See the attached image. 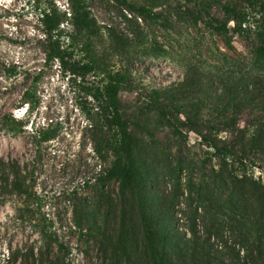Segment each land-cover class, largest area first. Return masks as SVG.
<instances>
[{
    "label": "rangeland",
    "instance_id": "rangeland-1",
    "mask_svg": "<svg viewBox=\"0 0 264 264\" xmlns=\"http://www.w3.org/2000/svg\"><path fill=\"white\" fill-rule=\"evenodd\" d=\"M70 4L0 0V121L10 114L28 121L18 133L0 126V264H155L153 246L174 255L181 238L194 234L213 264H239L243 237L232 219L245 220L244 203L192 128L203 123L219 140L234 139L226 102L239 87L264 79V61L256 56L264 0H86L101 32L100 61L127 76L119 96L134 138L130 179L104 182L97 180L105 164L94 152L91 125L102 124L91 91L103 75L85 70L88 56L77 44L79 72L46 63L40 41L45 10L70 17ZM225 4L247 14L244 27L255 26L250 33L225 13ZM186 81L193 92L175 91ZM29 88L36 91L33 110L23 103ZM252 97L236 119L250 132L264 122V97ZM43 131L57 136L41 141ZM228 164L225 170L264 185V147L244 163ZM16 176L27 193L13 191Z\"/></svg>",
    "mask_w": 264,
    "mask_h": 264
},
{
    "label": "trees",
    "instance_id": "trees-1",
    "mask_svg": "<svg viewBox=\"0 0 264 264\" xmlns=\"http://www.w3.org/2000/svg\"><path fill=\"white\" fill-rule=\"evenodd\" d=\"M248 1L256 2L259 0ZM70 3V17L67 12H61L58 9H47L44 12L42 19L44 30L40 41L44 46L46 63L59 62L61 67H67L74 73L79 72L80 61L72 56V51L75 44H77L80 51H85L88 56V62L84 64L85 70L103 75L102 86H97L91 91L94 100L97 102L99 119L102 122L100 124L94 119L91 124L96 131V135L92 138L94 152L105 164L98 172L97 180L104 182L116 178L130 179L131 169L129 163L134 160V138L128 123L123 118L122 102L119 96L121 87L127 81V76L120 71L111 69L100 61L96 42L101 37V32L86 5V0H70ZM224 10L230 18L237 20L240 30L250 33L252 28L255 27L251 23L244 27L245 22L249 21L248 16L236 5L225 4ZM68 20H70L71 27L65 28L63 23ZM219 29L227 35L226 25L221 24ZM256 56L259 60L264 61V34L260 36V45L256 50ZM40 78L39 75L36 77V83ZM194 88L193 84L186 81L175 91L184 90L190 93L193 92ZM34 90L29 88L24 93L23 103L27 104L26 110H33L36 107V91ZM254 94L263 95L264 97V79L256 78L251 84L239 87L236 90V95L226 102L231 110L226 114L227 120L225 123L232 129L234 135L232 141L219 140L213 135L212 131L205 132L203 128L208 127L206 124H197L198 122H194V124L192 119L187 117L188 121L194 125L192 129L202 137L207 146L212 148L219 158L224 169L222 174H225L223 180H225L228 189L232 195L239 197V201L241 199L242 204L244 203L245 207L241 206L240 208L245 211L243 214L245 220H237L235 217L232 219L236 224L235 227L240 228L243 237L242 249L244 255H240L241 250L235 252L239 264H264V185L247 174L239 175L235 169L232 171L225 170V167L227 168L229 165V159L237 158L238 161L244 163L249 153L260 151L264 147V122H260L258 127L250 132L249 128H240L236 120L238 113L242 111L246 102L253 103L256 101L252 97ZM261 101L259 104H264V99ZM27 124L28 121L19 119L12 114L4 115L0 121V126L16 133L23 131ZM214 131L216 130L214 129ZM39 136L41 141L48 142L54 140L57 135L54 132L43 131L39 133ZM3 174L4 172L0 169V175ZM222 174H219V177ZM9 179L10 176L7 175L5 178L6 183ZM17 179V176L14 177V181H16L14 182L13 191H18L17 193L23 195L26 190L19 185ZM145 228L147 234H151V231H153L147 226ZM46 229L50 233L48 226ZM50 236H53L52 232ZM164 239L171 240V236L166 233ZM181 240L184 241V244L178 245L174 255H171L170 252L160 255L153 246L151 249L152 262L155 264H185L188 259H198V262L194 261L193 264H213L210 260V252L205 249L206 242L201 243L200 238L196 237L195 234L193 238L184 236ZM60 246L63 247V244H60ZM14 257L19 259L20 252L14 254Z\"/></svg>",
    "mask_w": 264,
    "mask_h": 264
}]
</instances>
